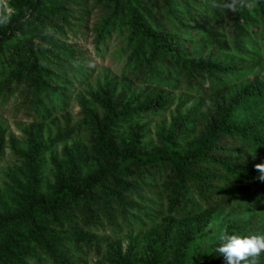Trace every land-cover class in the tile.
<instances>
[{"label": "trees", "instance_id": "trees-1", "mask_svg": "<svg viewBox=\"0 0 264 264\" xmlns=\"http://www.w3.org/2000/svg\"><path fill=\"white\" fill-rule=\"evenodd\" d=\"M222 2L30 0L21 2L17 16L0 23V78L18 70L6 78L7 89L21 93L35 121L66 110L69 91L87 76L85 56L67 39L88 32L81 23L94 10L100 13L92 28L94 52L104 50L117 33L125 73L143 83L201 95L240 83L213 110L178 114L150 148L140 123L168 109L165 99L142 106H112L110 99L101 116L84 109L93 123L84 124L91 127L92 151L105 166L80 187L84 162L79 158L48 198L38 197L42 185L34 184L41 147L33 143L27 156L33 190L22 198V211L0 223V264H28L25 259L84 264L103 244L95 233L99 226L116 232L120 221L145 228L162 215L147 211L146 194L156 203L165 195L166 209L179 218L229 213V235L264 234V180L255 169L264 163V0H247L235 12ZM242 214L246 219H239ZM201 239V232L194 235L175 264H191ZM216 249L201 264H226ZM256 259L264 264V252Z\"/></svg>", "mask_w": 264, "mask_h": 264}, {"label": "rangeland", "instance_id": "rangeland-1", "mask_svg": "<svg viewBox=\"0 0 264 264\" xmlns=\"http://www.w3.org/2000/svg\"><path fill=\"white\" fill-rule=\"evenodd\" d=\"M28 1L30 0H3L0 3V14H7V21H10L18 15L21 2ZM97 11H92V16L81 23L85 28L88 27L85 35H70L67 39L69 44L76 46L79 53L85 56L88 74L69 91L66 110H57L47 119L35 121L21 93L8 92L6 78H11L18 70L11 73L7 71L0 78V223L21 212L22 198H27L26 195L32 193L33 183L27 156L33 143L41 147L39 175L37 171L34 183L42 185L38 197L48 198L52 194V188L70 173L71 167L79 158L84 162L78 172L80 187L98 169L104 168L105 160L92 151L91 127L84 124L93 123L83 115L84 109L94 110L101 116L102 106L109 104L110 99L112 106H142L158 97L165 99L169 103L168 109L159 115H147L140 123L145 125V142L150 148L158 145V132L167 128L178 114L185 116L198 109L199 112L211 111L220 101L227 100L240 84L236 82L224 90L201 95L189 93L182 88L155 87L143 83L130 73H125L126 57L121 54L124 44L117 33L106 41L104 50L98 54L94 52L92 28L99 19L97 13H100ZM218 59L219 62L227 61L221 57ZM234 62L239 61L234 59ZM67 129L74 132L65 134ZM60 134H64V137ZM164 196L160 203H156V198L145 195L144 202H151L147 211L152 209L158 213L157 216L162 214L147 223L145 228L123 225L120 221L116 232L110 231L108 225L99 226L95 233L103 244L100 251L94 248L86 259L82 258L84 264H159L160 252H163L162 256L165 258L161 264H175L176 257L183 253L185 245L199 232L202 239L192 255L191 264H201L210 259L220 234L226 230V214L229 213L201 212L179 218L166 209L168 200ZM141 202L143 203L139 201ZM242 218L246 219L243 214L239 216V219ZM77 220L81 221L80 218ZM78 227H82V221ZM4 236L5 234L2 237ZM26 240L27 238L23 243ZM1 243L0 241V245ZM71 255L79 258L75 252ZM25 260L28 264H52L47 259L43 263Z\"/></svg>", "mask_w": 264, "mask_h": 264}, {"label": "clouds", "instance_id": "clouds-1", "mask_svg": "<svg viewBox=\"0 0 264 264\" xmlns=\"http://www.w3.org/2000/svg\"><path fill=\"white\" fill-rule=\"evenodd\" d=\"M246 2L247 0H223L220 6L235 12L245 7ZM8 19L7 14H0V23L7 22ZM255 169L260 173L259 178L264 180V163L256 164ZM219 241L216 251L224 257L226 264H257L256 258L264 252V234L241 236L224 232L220 234Z\"/></svg>", "mask_w": 264, "mask_h": 264}]
</instances>
